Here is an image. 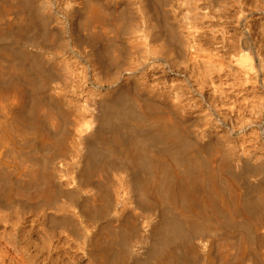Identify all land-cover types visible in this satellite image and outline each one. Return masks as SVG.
I'll return each mask as SVG.
<instances>
[{
	"label": "rangeland",
	"instance_id": "rangeland-1",
	"mask_svg": "<svg viewBox=\"0 0 264 264\" xmlns=\"http://www.w3.org/2000/svg\"><path fill=\"white\" fill-rule=\"evenodd\" d=\"M157 1L0 0V110L3 111L2 113L0 111V118L3 120L6 117L4 113L6 109H2L4 107L2 103L5 105L8 97L12 98L15 95L11 91V85L22 83L30 87L26 78L32 74L31 63L18 54L22 51L30 54L40 53L43 68L48 74L43 77L45 83L39 90L38 96L41 101L43 100L40 107H43L38 109L37 116L42 121L45 119L43 124L50 134L47 145L58 139L63 150L60 159L57 158L49 166L45 163L43 151L39 146L41 145L39 134L35 130L16 133L15 138L13 137L15 140L10 139L8 142L0 137V142H5L3 145L0 144V184L8 182L13 186H23L22 184H26V181L36 173L35 178L38 177L37 180L40 182L36 183L35 179L33 181L38 188V183L40 186L43 175L50 168L49 170L53 169L55 172V181L59 187L74 189L77 184L75 175L82 165V154L86 150L82 137L88 132V126L96 125L95 117L100 103L113 96L109 84L115 83L116 78L129 84L131 92L139 99L158 105L161 109L157 110H162L158 112L160 115L174 121L178 118L177 121L183 123L187 132L192 133L189 135L193 141L199 144L209 140L218 143L221 149L231 153L232 161L238 166L244 164L241 159L255 164L264 162V0H159L158 3ZM37 8H40L41 15L49 19L47 30H52L55 36L50 39L41 38L39 45L28 44L18 38L7 39L9 33L16 32L14 29L17 30V26L30 19H33L35 28L41 29L34 12ZM92 11H101L104 20L92 19ZM105 20L107 27L103 25ZM113 20L117 27L116 24L112 26ZM30 34L34 35L35 31L32 30ZM245 41L252 52L248 56L243 54ZM5 47H10L17 54L9 57L4 54ZM103 52L110 57L107 60L109 65L107 72L102 71L101 56H105ZM22 64L24 72L21 70ZM127 77L129 80L125 81ZM6 147L11 150L8 149L7 152ZM3 156L5 160H2ZM257 178L249 177V180L256 182ZM95 179L97 180L92 185L82 187L79 194L82 196L81 199H86L87 194L96 193L102 186L101 189H104L106 185L114 189H111V194L116 202L129 193V186H125L127 182L129 185L127 172L120 170L101 173ZM121 185L126 187L127 191ZM245 193L243 190V194ZM17 199L19 200L15 201L14 206H11L10 214H6L9 206L0 204L2 221L7 218L5 219L7 222L0 221V237L1 234L4 236L0 238V264H3L1 259L7 261L4 264H14L21 254H25L22 248L24 245L22 241L25 239L22 238L21 241V238L11 235L16 234V230L13 231L19 228V224L26 232H32L26 234L35 239H31L33 243H38L40 237L39 243L44 241L50 244L49 254L47 255V250L45 253L47 256H54L55 259L51 258L58 260L57 264H89L90 260L84 250L75 247L76 244L70 238L69 241L65 237L60 240L56 236L50 240L44 236V231L40 230L42 229L40 227H36L37 231L35 228L29 230L32 227L30 226L32 218L26 215L27 218L23 219L26 217L22 215L25 210L23 205L31 204L29 208L34 211L36 199H32L34 204L25 197ZM24 199L28 200V203H25ZM63 200L65 202L60 204L70 201L67 198ZM117 207L108 218L117 215L119 211ZM1 208L5 211L4 214ZM140 210L137 211V216L145 236L149 225L144 219L143 211ZM13 211L16 214H12ZM17 211L21 215H17ZM15 219H19L20 222L16 224ZM10 221L13 223L15 221L16 228ZM260 232H264V226ZM65 239L67 243L64 242ZM142 239L145 243L146 238ZM2 241L5 242L3 245ZM138 241L134 240L137 244L133 243V249L136 253H141ZM11 242L15 243L10 244ZM6 243L12 248L9 245L8 248ZM210 243L209 264H234L236 260L240 264H264V245L259 247L248 243L239 245L236 234L213 237ZM59 245L63 250H60ZM1 252H6V256ZM46 255L44 254L45 257ZM201 258L197 264H206L207 260L204 263ZM60 259L63 262L59 261ZM197 260L199 261L198 257Z\"/></svg>",
	"mask_w": 264,
	"mask_h": 264
},
{
	"label": "bare ground",
	"instance_id": "bare-ground-1",
	"mask_svg": "<svg viewBox=\"0 0 264 264\" xmlns=\"http://www.w3.org/2000/svg\"><path fill=\"white\" fill-rule=\"evenodd\" d=\"M90 6L92 5L90 4ZM34 12L41 29L35 28L33 19H30L24 24L22 23L23 25L17 26L18 29H14L16 32L9 33L7 39L15 40L18 38L25 43L39 45L41 38H53L55 33L52 30H47L49 19L41 15L40 8ZM92 12V19L104 20L105 17L101 11ZM106 22L105 20L103 25H106ZM115 24L113 20L112 26ZM32 30L35 31L34 35L30 34ZM243 47V54L248 56L252 53L247 41ZM3 51L9 57L17 54L10 47H5ZM103 54L105 53L103 52ZM18 55L31 63V66L29 65L31 69H29L32 74L26 78L30 87L28 88L22 83H19V86L15 84L9 86L15 95L12 98L8 97L9 102L6 96L7 103L4 102L5 105L2 103L4 106L2 109H6L4 112L6 117L3 120L0 118L2 120H0V137L4 141H10V139L15 138L16 133H27L35 130L39 134V143H41L39 146L43 151L45 163L50 166L62 155L63 150L58 139H54L50 145L48 144L49 146L47 145L50 134L44 127L45 119L42 121L37 116L38 109L43 107H40L43 100L41 101L38 94L41 85L45 83L43 77L47 72L45 73L43 68L40 53L30 54L27 51H22ZM106 55L101 56L102 71L105 72L108 71L107 60L110 59ZM110 56L113 57V54ZM16 65L18 64L16 63ZM12 66L14 65L12 64ZM21 70L22 72L25 71L24 65ZM26 79L25 81H27ZM116 80L114 79L115 83L112 84H109V80H107L113 96L100 103L95 117L96 125L92 127L93 124L90 122L92 125L88 124L91 125L88 126L89 128L85 126L88 128V132L82 137V141L86 150L82 154V165L75 175L76 187L74 189L59 187L55 181V172L49 168L47 169L48 172L43 175L40 186L38 183L37 188L33 180L35 179L36 183L40 181L37 180L38 177L35 178L36 173L32 175L31 172L32 174L28 175H32V177L26 181V184H22L23 186H13L8 182H5L8 184L5 185L4 182H1L0 204L9 206L10 210L15 201L19 200L17 198L25 197L30 201L36 199L34 211L29 208L31 204L30 206L27 204L28 207L23 205L25 210L22 208L25 213L21 212L22 215H28L32 218L30 219L32 222L30 226L32 227L29 230L31 228L36 230V227H40L42 228L40 230L44 231V236L46 235L50 240L56 236L60 240L65 237L69 241L70 238L76 244L75 247L84 250L91 264H197L201 257L203 258L201 261L205 263L207 260L208 263L211 257L210 239L235 234L238 237L239 245L246 243L258 247L264 245V232H260L264 226V162L255 164L246 159H241L244 164L238 166L232 161L231 153L221 149L218 143L212 140L201 144L193 141L190 137L192 133L187 132L183 123L177 121L178 118L174 121V119L170 120L160 115L158 112H162V110H157L160 108L158 105L156 106L148 100L139 99L135 93L131 92L129 84L124 83L123 80L118 81L120 79L117 82ZM128 80L129 77L125 78V81ZM29 95L30 97H28ZM2 99L3 96L1 101ZM4 141H1L0 144L3 145ZM4 156L2 160H5ZM14 169L16 168L14 167ZM120 170L129 174V185L128 182H124L127 184L125 186H129L127 195H122L123 197L117 199L116 202L111 194V189H114H110L106 185L104 189H101L102 186L98 188L96 193L87 194L86 199H81L82 196L80 197L79 194L82 187L92 185L97 180L95 179L97 175ZM29 176L26 177L29 178ZM254 176L258 177L257 181H250L249 177ZM26 177H24L25 180ZM121 180L123 181V179ZM124 189L126 190V187ZM243 190L247 194H243ZM117 192L119 191L117 190ZM63 198L70 200L69 203L66 202L67 205L60 204V202H65ZM28 200L25 203H28ZM34 200L31 203L34 204ZM116 207L119 208V213L117 212V215L108 218ZM14 209L17 210V208ZM139 209L143 211L144 219L149 225L145 236L139 225L140 220L137 216ZM9 210L6 214L11 213ZM1 211L4 210L1 208ZM15 211L12 214H16ZM11 215L8 216L11 217ZM17 215L21 214L17 211ZM25 218L27 216L23 217V219ZM5 219L3 221L7 222ZM19 219L21 220V218ZM19 219H15L16 224L18 221L20 222ZM0 221L3 222L1 215ZM14 223L11 225L14 226ZM18 226L19 228L13 231L16 230V234H11L12 231L9 233L12 236L16 235L19 239L21 238V241L22 238L25 239L22 241L24 243L23 253L25 254L22 255L20 252L21 256L18 260L15 258L14 264H57L58 260H54V256H47L50 249L49 243L44 241L39 243L40 237L38 243H33L32 241L35 239L26 234L29 232L23 230L20 224ZM14 227L16 228V225ZM11 229L13 228L11 227ZM30 233L32 234V232ZM1 237L4 236L1 234ZM143 237L146 238L145 243L142 241ZM136 239L139 240L140 247L138 248L142 250L141 253H136L133 249V243ZM4 243L2 241V245ZM12 243L15 242L10 244ZM10 244L6 243L8 248ZM235 244L237 243L235 242ZM20 247L17 246V248ZM61 247L59 245V248ZM51 252L50 254L53 255ZM5 253L2 254L5 255ZM200 255L201 257H199ZM61 259L59 261L63 260ZM1 260L4 264L5 259ZM234 262V264H240L238 260Z\"/></svg>",
	"mask_w": 264,
	"mask_h": 264
}]
</instances>
